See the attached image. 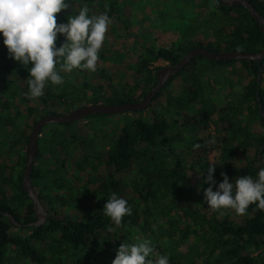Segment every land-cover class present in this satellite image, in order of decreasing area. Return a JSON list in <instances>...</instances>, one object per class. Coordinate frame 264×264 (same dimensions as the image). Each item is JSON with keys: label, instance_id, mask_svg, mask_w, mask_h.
Masks as SVG:
<instances>
[{"label": "trees", "instance_id": "trees-1", "mask_svg": "<svg viewBox=\"0 0 264 264\" xmlns=\"http://www.w3.org/2000/svg\"><path fill=\"white\" fill-rule=\"evenodd\" d=\"M158 1L161 12L155 6ZM170 1L67 0L70 7L56 14L57 23L84 6L94 14L107 13L113 22L96 70L62 72L63 83L46 84L39 98L25 95L29 66L8 56L0 37V210L11 213L19 224L12 225L0 214V264H111L122 242L142 240L151 242L150 258L167 255L169 264H264V210L255 204L242 215L232 209L213 210L204 202L208 185L202 184L209 166L216 167L217 185L221 172L231 183L245 175L255 179L264 167V59L257 81L256 61L193 58L144 111L117 115L116 124L106 131L105 119L114 115L82 120L105 121L99 124L102 142L87 135L79 122L44 126L30 180L46 220L32 224L36 217L22 178L25 149L41 117L88 104L138 103L156 84L159 67L152 64H175L193 48L213 53H256L264 48L261 25L244 7H227L219 0ZM247 1L264 18V0ZM174 7L184 11L180 19L173 17L162 27L169 32L167 44L145 40L157 28L156 14ZM141 9L145 16L133 24L132 16ZM218 18L228 19L227 24L216 26L213 21ZM63 42L58 34L56 46ZM200 61L212 67L236 65L237 95L224 104L216 102L208 80L197 75ZM195 102L198 110L189 113ZM181 128L187 130L188 156L176 150L182 141L170 139L171 130ZM213 150L219 157L209 160L207 153ZM112 193L131 208L120 225L102 210Z\"/></svg>", "mask_w": 264, "mask_h": 264}, {"label": "clouds", "instance_id": "clouds-1", "mask_svg": "<svg viewBox=\"0 0 264 264\" xmlns=\"http://www.w3.org/2000/svg\"><path fill=\"white\" fill-rule=\"evenodd\" d=\"M69 7L67 0H0V37L8 56L20 65L29 66L25 79V95L29 98L42 97L48 83L62 84V72L96 70L99 50L113 21L107 13L90 15L89 8L84 6L77 14L68 15L66 22L57 23L56 14ZM58 34L64 37L59 47ZM215 168L209 166L202 180V184L208 185L203 192L207 207L232 209L241 215L251 204L264 210V167L255 179L245 175L231 183L221 172L222 181L218 185L213 178ZM102 210L115 225L121 224L122 217L131 215L127 200L115 193L109 195ZM153 253L149 240L122 242L111 264H169L167 255L152 259Z\"/></svg>", "mask_w": 264, "mask_h": 264}, {"label": "water", "instance_id": "water-1", "mask_svg": "<svg viewBox=\"0 0 264 264\" xmlns=\"http://www.w3.org/2000/svg\"><path fill=\"white\" fill-rule=\"evenodd\" d=\"M223 5L231 7L239 5L248 10L250 16L261 25V32L264 39V18L261 17L247 0H219ZM200 56L210 61H256L259 65L257 72V81L262 70V60L264 59V48L259 52H238L224 51L219 53L209 52L202 48H193L189 50L175 64L169 63L166 66L160 67L156 71V84L146 93L144 99L138 103L124 104H88L82 107L71 109L59 115L50 114L41 117L31 130L28 144L25 149V170L22 178V188L32 201V208L36 217L35 226L42 225L46 220V213L41 205V202L34 191V187L30 180L31 170L34 163V158L37 152V140L40 136L41 129L50 124H68L78 123L90 115H119L126 112L144 111L150 104L152 98L161 90L162 86L177 75L183 67L193 58ZM0 214L7 217L8 221L19 226L13 215L7 211L0 210Z\"/></svg>", "mask_w": 264, "mask_h": 264}, {"label": "rangeland", "instance_id": "rangeland-1", "mask_svg": "<svg viewBox=\"0 0 264 264\" xmlns=\"http://www.w3.org/2000/svg\"><path fill=\"white\" fill-rule=\"evenodd\" d=\"M166 3L171 2L170 0H163ZM183 0H179L180 3H182ZM156 9L158 11H163L162 7V2L158 1L156 4ZM184 10L180 8H173V9H168L165 13L163 12L161 16L156 14L155 16V22L157 24V28H155L152 33L148 37L145 38V40L150 41L153 45L160 44L165 46L168 41V31H165L162 29V27L166 26L167 24L170 23V19L175 17L176 19H180L182 17V12ZM90 15H95L92 12H89ZM145 16V12L141 9L138 12H135L134 15L132 16V23L137 24L142 17ZM214 24L216 26H222L227 24L228 19L226 18H218L214 19ZM149 26L151 28H154V23L149 22ZM169 63L164 62L162 60H158L154 62L152 65L154 67H163L168 65ZM121 68L124 69V65H121ZM237 66H225V67H212L208 62L205 61H200L199 65V70L197 71V75L200 79H207L209 82V89L210 92L212 93L211 96L216 100V102H219L220 105L224 104L226 102H229L233 96L237 95L239 92V85H237V81H239V76L238 73L236 72ZM91 75V74H88ZM87 75V76H88ZM219 75V76H217ZM263 77V84L262 87L264 88V73L262 74ZM199 108V102H195L190 107L188 108L189 113H195ZM71 110V109H70ZM69 111V110H68ZM107 122H105L103 119H98V120H92L88 123L85 121L79 122L80 125H84L86 128V134L87 135H96L97 139L100 140V142L104 141L103 138H101V134H103V131L99 130V124L101 122H105L104 129L105 131L109 129V126L111 124L115 125L117 122V115H114V117L110 119H105ZM110 120V121H109ZM187 130L183 128L177 129V130H171V136L170 139L172 141H182V145L180 148H176L178 152H182L183 155L188 156L191 151V147L189 146L187 141ZM209 132L211 135L214 134V127L210 126L209 127ZM186 135V136H185ZM249 157L253 159V153L249 152L248 153ZM219 157L218 151L213 150L207 153V158L209 160H214ZM102 171L101 167H98L96 170L97 174H100ZM196 185L193 183V186ZM15 264H20L19 262H16Z\"/></svg>", "mask_w": 264, "mask_h": 264}, {"label": "flooded vegetation", "instance_id": "flooded-vegetation-1", "mask_svg": "<svg viewBox=\"0 0 264 264\" xmlns=\"http://www.w3.org/2000/svg\"><path fill=\"white\" fill-rule=\"evenodd\" d=\"M35 222H36V220H35ZM35 222H34V223H35ZM34 223H32V224H34Z\"/></svg>", "mask_w": 264, "mask_h": 264}]
</instances>
